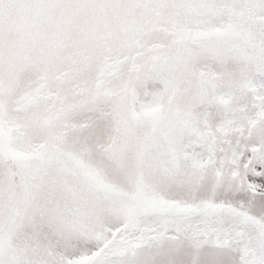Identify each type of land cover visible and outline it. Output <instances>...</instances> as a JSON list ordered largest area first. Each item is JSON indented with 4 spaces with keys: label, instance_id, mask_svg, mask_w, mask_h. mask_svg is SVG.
<instances>
[{
    "label": "snow or ice",
    "instance_id": "1",
    "mask_svg": "<svg viewBox=\"0 0 264 264\" xmlns=\"http://www.w3.org/2000/svg\"><path fill=\"white\" fill-rule=\"evenodd\" d=\"M0 264H264V0H0Z\"/></svg>",
    "mask_w": 264,
    "mask_h": 264
}]
</instances>
